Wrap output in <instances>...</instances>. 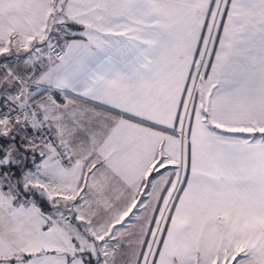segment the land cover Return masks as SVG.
<instances>
[{"label": "snow or ice", "instance_id": "6c2138e0", "mask_svg": "<svg viewBox=\"0 0 264 264\" xmlns=\"http://www.w3.org/2000/svg\"><path fill=\"white\" fill-rule=\"evenodd\" d=\"M0 264H264V0H0Z\"/></svg>", "mask_w": 264, "mask_h": 264}]
</instances>
